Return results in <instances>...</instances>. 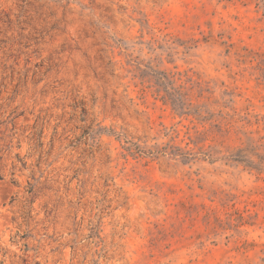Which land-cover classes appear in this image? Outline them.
<instances>
[{
	"label": "rangeland",
	"instance_id": "obj_1",
	"mask_svg": "<svg viewBox=\"0 0 264 264\" xmlns=\"http://www.w3.org/2000/svg\"><path fill=\"white\" fill-rule=\"evenodd\" d=\"M0 264H264V0H0Z\"/></svg>",
	"mask_w": 264,
	"mask_h": 264
}]
</instances>
